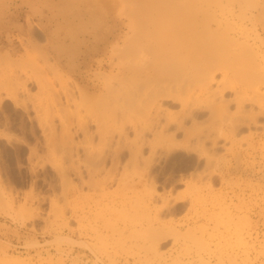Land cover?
<instances>
[{
	"label": "rangeland",
	"instance_id": "1",
	"mask_svg": "<svg viewBox=\"0 0 264 264\" xmlns=\"http://www.w3.org/2000/svg\"><path fill=\"white\" fill-rule=\"evenodd\" d=\"M68 1L0 0V264H264V0L176 11L185 29L156 38L182 26L209 87L182 75L162 106L144 74L156 53L132 42L173 13L100 0L102 20L73 16L92 26L59 24ZM101 23L108 48L68 72L50 42L71 69L84 45L68 29Z\"/></svg>",
	"mask_w": 264,
	"mask_h": 264
},
{
	"label": "bare ground",
	"instance_id": "2",
	"mask_svg": "<svg viewBox=\"0 0 264 264\" xmlns=\"http://www.w3.org/2000/svg\"><path fill=\"white\" fill-rule=\"evenodd\" d=\"M139 1L143 2L144 6L141 9L142 11L138 10V12L135 13L136 14L135 19H137V21L140 20L138 17L140 16L142 18L141 21L146 20L145 22L148 21L147 17L152 16L151 12H157V14L161 13V15L162 13H173L171 18H175L176 11L181 10L182 12H184V10L187 11V9L189 11V10L194 9L195 7V3L192 2V0H139ZM217 1L221 2V0H216V2ZM62 4L68 7L69 6L71 7V10L67 11V13L70 14V16H72V17L69 16V21L67 23L68 25L78 22L79 20L77 21L76 19L73 18V16L78 14L82 18L84 10H91L92 18L93 17L100 18V16L102 15V11H100L99 9V4H101L100 0H70ZM194 10L192 11L195 12ZM185 17H188V16H185ZM185 17L182 19L180 18V15H179L177 17L178 20L175 18V20L174 19L172 20L174 22L170 21L169 24L167 23L163 24L164 21L160 18L159 19L163 21L162 23L148 21L147 22L148 24L146 23L145 27H143V29L140 32L136 31L134 34L135 38L133 39V42H132V45H133L132 48L135 51V53L138 54L144 50H150L151 52L156 53V55L154 54L155 55L154 58L153 56H151L153 58L152 59L153 61L149 62L151 65H149L150 67H148V69L145 71L144 74H145V78L151 81L152 88H153V94H152L153 100L156 104H159L160 106H162L165 101H172L175 103L180 98L181 91L184 87L182 75H187L186 77L187 79L186 78L185 79L188 80L187 81L188 84L187 83L185 84H187L188 86L195 84V78H198V81L200 82L204 81L207 85V88L209 87V83H208L209 81H207L209 77L208 75L209 72L195 75V61L192 60L194 59L193 57H194V52H195V49H194L195 46L193 45L194 43L193 38L188 40L187 36L185 35L186 30L183 31V29H185L184 24H183L185 23L184 21V19H186ZM191 17H192V14H191ZM179 18L183 22H181ZM166 20L167 19H165V22ZM141 21H140V24H141ZM192 22L195 23L194 20ZM192 22H190L192 25L190 26V29H189L190 31L188 30V32L189 33L192 32V34L194 33L195 35V31H191V29L195 30L194 28L195 26H193L194 24ZM181 23L183 25V29H182V26L180 28L182 31L179 28L178 29L176 28V33L180 30L181 32L180 31L179 32L183 33L182 35L179 36V33L178 35H171L169 36V39L167 37L166 40H163V41H159L156 38V37H160L161 35L165 34L164 32L165 30L163 31V27H169L170 25L171 26L169 28L176 27L177 24H179L178 26H180ZM81 24L92 26L90 19L86 20L85 22L81 20ZM35 25H37L36 22L32 20L30 17V31L33 35L37 30L35 29L36 28ZM102 29H104L103 23H101L98 26V30H96V32H99V36H101ZM86 32H90V30H87ZM184 35L186 36V38ZM185 39H187L188 41H185ZM145 61L147 62V60H144V62ZM135 64H136L135 67H137L136 61H135ZM252 67L255 68L257 72L259 73L260 77L264 79V66H263V63L259 61V59H254V63ZM133 68H134V65H133ZM139 72H141V70Z\"/></svg>",
	"mask_w": 264,
	"mask_h": 264
},
{
	"label": "crops",
	"instance_id": "3",
	"mask_svg": "<svg viewBox=\"0 0 264 264\" xmlns=\"http://www.w3.org/2000/svg\"><path fill=\"white\" fill-rule=\"evenodd\" d=\"M107 3L106 4H104L105 5V7L107 8V9H110V11H112V12H114V5L113 4H110V0H107L106 1ZM103 15V14H102ZM62 20L59 22V24L60 23H64V24H67L68 23V21H69V16H62ZM50 19V18H49ZM53 20V19H52ZM51 20V21H52ZM101 20H102V16H101ZM56 23V22H55ZM79 23H80V27H82V24H81V21H79ZM58 24V25H59ZM54 26H56V25H50L49 26V29H48V31H49V37L51 36L52 38H55V37H57V36H59V35H57V33L55 32V30L53 31L52 30V28L51 27H54ZM69 30V32H70V35H71V37H70V39H71V43L70 44H73V45H79V47H81L82 45H84L82 48H83V53H82V55L78 58V59H76L75 61H74V63H73V65H74V67L73 68H69V66H67L65 63H64V60L62 61V60H60L59 59V57L57 56V54H56V52L53 50V48H52V46H51V42H50V49H51V51L54 53V55H55V58L58 60V62L61 64V66H63V68L64 69H66L68 72H70V73H72V74H75V75H78V73L77 72H79V74H81V68H82V62H81V58H82V56L84 55H86L85 53L86 52H88V51H90L89 50V48H90V46H91V48L93 49V50H95L96 52H101V51H104V50H106L107 48H108V44H109V38L108 39H106V35H107V32H105V31H103V29H102V32H101V36H99V32H94V34L92 35V38H89L88 39V37H86V29H83L82 28V30L78 33L76 30H77V28L75 27V26H73V28H70V29H68ZM105 37V38H104ZM50 41H51V38H50ZM55 42H57V41H55ZM102 42H104L105 43V45L103 46V43ZM82 48H80V49H82ZM74 49H76V48H74ZM88 50V51H87ZM78 50H72V51H69L71 54H74L75 52H77ZM95 51H93V52H95ZM66 53H68V51L66 52ZM79 63H78V62ZM68 69H70V70H68Z\"/></svg>",
	"mask_w": 264,
	"mask_h": 264
}]
</instances>
